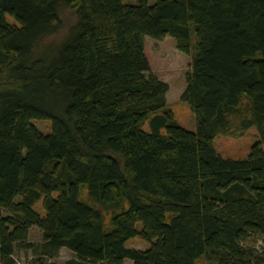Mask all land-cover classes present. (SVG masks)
I'll list each match as a JSON object with an SVG mask.
<instances>
[{"label":"trees","instance_id":"obj_1","mask_svg":"<svg viewBox=\"0 0 264 264\" xmlns=\"http://www.w3.org/2000/svg\"><path fill=\"white\" fill-rule=\"evenodd\" d=\"M60 3L75 23L33 58L62 27ZM165 35L192 51L180 99L194 130L145 55L144 38ZM243 98L239 128L264 142V0H0V264H18L16 247L34 252L26 264L62 247L63 264H264V149L213 146Z\"/></svg>","mask_w":264,"mask_h":264},{"label":"rangeland","instance_id":"obj_2","mask_svg":"<svg viewBox=\"0 0 264 264\" xmlns=\"http://www.w3.org/2000/svg\"><path fill=\"white\" fill-rule=\"evenodd\" d=\"M134 2L135 0H128ZM152 2V0H149ZM58 13L62 20L61 29L53 34L47 35L40 39L34 49L33 58L50 54L55 50L57 45L68 34L70 27L75 23L76 16L72 10L67 9L62 3L58 5ZM6 19L10 23L14 20L9 15ZM144 51L147 57L151 72L162 81L166 82L168 89L165 97L169 109L173 113L176 121L188 130H194V116L187 103L180 99V95L186 84V73L190 70L191 53H183L176 47L175 40L165 35L162 39H154L146 36L144 38ZM248 101L243 98L239 106L237 115L230 116V123L225 133H220L213 139V146L216 152L221 157L243 158L245 157L251 146L255 143H260L264 149V142L260 140L259 134L255 126H250L245 130H241L240 123L244 117H248ZM34 126L43 133L50 131V122L48 120H33ZM147 128V122L144 125ZM242 131V132H241ZM80 196L83 200L88 201L86 189L84 187L80 190ZM34 208L43 214L41 201L34 203ZM104 213V222L107 225L110 220V209L102 208ZM1 215H8V211L0 209ZM41 231L32 227L29 230L28 240L32 243L41 241ZM261 244L260 241L257 243ZM126 246L137 249H144L148 244L139 237H133L126 241ZM35 257L31 249H20L16 247L14 252V259L18 264H26ZM73 254L66 248L62 247L56 257L51 258L49 263L63 264L67 259L72 258ZM124 264H132L131 260L126 259ZM196 264H204L203 258H199Z\"/></svg>","mask_w":264,"mask_h":264}]
</instances>
